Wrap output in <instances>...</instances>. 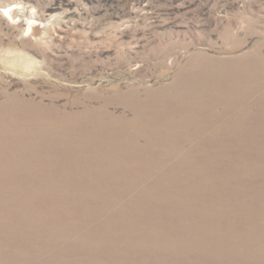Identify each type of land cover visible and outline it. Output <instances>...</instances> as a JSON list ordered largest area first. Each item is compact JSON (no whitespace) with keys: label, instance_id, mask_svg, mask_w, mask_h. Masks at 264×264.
Listing matches in <instances>:
<instances>
[{"label":"rangeland","instance_id":"1","mask_svg":"<svg viewBox=\"0 0 264 264\" xmlns=\"http://www.w3.org/2000/svg\"><path fill=\"white\" fill-rule=\"evenodd\" d=\"M17 3L16 23L0 11V264H264V0L0 9ZM164 90L163 132L137 135L156 114L134 106Z\"/></svg>","mask_w":264,"mask_h":264},{"label":"bare ground","instance_id":"2","mask_svg":"<svg viewBox=\"0 0 264 264\" xmlns=\"http://www.w3.org/2000/svg\"><path fill=\"white\" fill-rule=\"evenodd\" d=\"M15 14V8L10 12V15H14ZM30 30L33 32V33H37L38 30H39V26L35 23H32L31 26H29ZM264 64V63H263ZM247 82H248V78H246V82L244 84V86H247ZM209 83H211V81H209ZM210 91H213L214 88L213 87H210L209 88ZM150 93V95H148L147 99H143V98H140L138 100V104L136 106H134L135 109H143L144 111H147V112H150V113H155V117L150 119V120H146L145 122H149V123H145L146 125H138V126H135V132L137 135L141 136L143 135L148 137V138H153L155 139V134H152L150 133V136L146 135V131L149 130V129H155L157 130L158 133H161L163 132V130L156 125V118H159L160 117V112H152L148 109L149 106L153 107L154 105H156L152 99H155L158 103H160L161 105L163 106H167L168 105V102H169V96H168V93H165L166 91H154V92H151V91H148ZM203 94L204 92L202 91H193L191 93H186L185 96H189L187 98H194V97H203ZM119 98L122 99V100H127V101H132V99L134 97H139V92L136 90V89H132L130 92H128L127 94H118ZM173 121L171 120H167V124L168 126H165V127H168L170 129H172L174 126H173ZM148 125V126H147ZM157 127H156V126ZM131 129V126L129 124L127 125H124V126H118V135H119V139H120V142L116 141L114 136H111V139L109 141V143H105L106 147L112 149L113 151H117V150H124L125 146H122L124 145V140L126 142L127 138V131H130ZM88 132V131H87ZM85 132V133H87Z\"/></svg>","mask_w":264,"mask_h":264},{"label":"clouds","instance_id":"3","mask_svg":"<svg viewBox=\"0 0 264 264\" xmlns=\"http://www.w3.org/2000/svg\"><path fill=\"white\" fill-rule=\"evenodd\" d=\"M21 5L20 4H12L6 8L0 9V11L3 12L4 16L7 17L12 23H16L19 21L20 17H16L15 20L12 19V17L10 16V12L14 9V8H20ZM32 11L34 12L35 9H32ZM26 23L31 26L32 23H34V21L32 20H26ZM30 30V28H29ZM24 35H28V31H25Z\"/></svg>","mask_w":264,"mask_h":264}]
</instances>
